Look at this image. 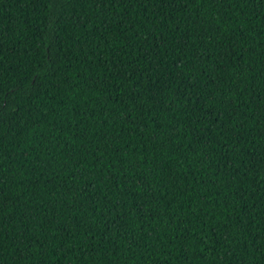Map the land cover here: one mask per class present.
<instances>
[{"label":"trees","instance_id":"trees-1","mask_svg":"<svg viewBox=\"0 0 264 264\" xmlns=\"http://www.w3.org/2000/svg\"><path fill=\"white\" fill-rule=\"evenodd\" d=\"M0 264H264V0H0Z\"/></svg>","mask_w":264,"mask_h":264}]
</instances>
